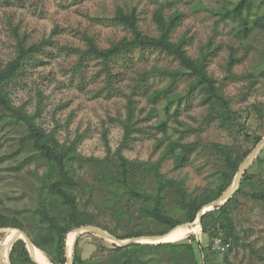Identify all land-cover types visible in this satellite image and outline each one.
I'll return each instance as SVG.
<instances>
[{
  "label": "rangeland",
  "instance_id": "1",
  "mask_svg": "<svg viewBox=\"0 0 264 264\" xmlns=\"http://www.w3.org/2000/svg\"><path fill=\"white\" fill-rule=\"evenodd\" d=\"M237 1L0 0V69L15 57V29L19 36L25 35L26 44L45 41L44 50L23 63L20 74L5 84V91L14 107L27 114L35 113L36 124L46 132H53L60 144L68 147L76 141L68 162L74 180L71 191L80 211L91 218L95 227L118 236L132 230L154 233L161 228L144 211L152 208L153 202L131 194V190L139 194L155 193L153 176L147 177L141 166L126 185L116 182L113 164L105 167L102 162L107 156L104 138L113 163L114 153L123 144L122 155L128 161L145 165L161 159L160 174L176 183L184 180L185 191L193 197L213 193L221 180L225 164L214 145L231 148L235 157L252 151L259 144H255L257 137L264 138V28L255 26L258 20L264 24V0H253L246 37L239 32L237 18L222 20L219 16L224 6L230 7V3ZM160 6L165 17L176 12L182 15L172 41L185 38V49L192 59L209 46L207 74L232 112L224 123L218 104L203 102L198 89L189 90L193 78L186 73L173 82L167 99L148 102L138 89L140 75L151 74L146 91L150 93L169 84L168 77L158 75L159 71L181 70L179 63L164 52L132 48L109 63V75L99 59L81 57L86 49L84 36L92 37L99 48L131 37L124 26L111 20L118 8L126 12L134 10L139 30L157 36L153 13ZM230 57L236 60L231 68ZM130 97L135 101L132 118L135 131L125 141L124 123ZM171 98L174 101L165 111V103ZM159 121L167 125L166 136L156 129ZM245 134L253 139H247ZM26 135L25 124L0 109V213L21 222L25 234L35 235L39 229L38 219L33 217L37 207L48 208L57 219L56 215L65 210L49 194L50 181L57 178V171L50 170V164L32 149ZM157 140L163 142L155 149ZM168 143H195L184 167L175 168L173 156L162 157ZM246 171L250 179L242 190L264 194V148ZM235 200L229 206L238 242L230 251L208 252L218 233L213 226L211 237L202 233L198 225H179L149 241L180 243L193 238L208 253L206 264H264V201L241 194H236ZM162 204L167 216L183 218L179 195L170 186L164 191ZM14 230L18 229L0 230V259L16 234ZM79 238L77 253L85 264H123L133 255L150 264H172L162 250L150 247L156 242L148 243L146 238L121 251L112 249V240L93 233H83ZM73 242L74 239L67 241L69 254ZM194 253L199 264H204L197 245ZM9 260L7 254L3 264H12L10 255Z\"/></svg>",
  "mask_w": 264,
  "mask_h": 264
},
{
  "label": "trees",
  "instance_id": "2",
  "mask_svg": "<svg viewBox=\"0 0 264 264\" xmlns=\"http://www.w3.org/2000/svg\"><path fill=\"white\" fill-rule=\"evenodd\" d=\"M253 3V0H238L235 3H230V7H223V11L219 13V16L222 20H226L227 18H237L240 25L239 32L243 37H246L249 33L247 17L251 12ZM181 19L182 15L177 12L165 17L163 7H158L153 13V21L157 26L158 34L157 36L152 37L142 33L139 30L137 25L138 19L134 10L126 12L123 9L118 8L111 20L114 23L124 26L131 33V37L122 38L108 48H99L94 43L92 37L84 36V40L86 41V49L81 52V57H94L99 59L103 63V69L106 71V74L109 75V63L119 55L125 54L132 48L156 49L164 52L165 54L173 57L179 63L181 70L159 71L158 75L168 77L169 84L163 89L155 90L150 93H147L146 91L147 79L149 76H151V74L143 73L140 75L138 89L145 94L148 102L154 103L162 97L167 99L166 94L173 82H175V80L181 74L186 73L193 78L189 84V90L191 91L198 89L202 94L203 102H215V104H218L221 107L220 119L222 123H224L228 115H230L232 112L230 111L226 100L219 94L218 88L214 84V80L207 74L206 62L210 53L209 46L207 45L206 51L202 52L198 58L192 59L186 52L185 38H181L176 42L172 41V35L179 26ZM255 26L264 28V24L261 22V20L255 22ZM14 35L16 38L15 57L9 61L3 69H0V109L11 113L15 119L25 124L27 128L26 139L31 144L32 149L44 161L50 164V170L55 169L57 171V178L50 181L49 194L52 198H56L59 201L60 206L65 210L63 214L56 215L59 217V219H57L55 216H53V212L40 205L34 210L33 214V217L38 219L39 229L35 232V235L31 233L26 234L35 247L33 249L32 258L38 264H65L67 255L69 254L67 241H72L75 237V232L73 230L82 226H94L91 218L87 214L80 211L77 201L74 198V194L71 191L74 185V180L71 176L68 162L72 159V154L75 151L76 141L72 142L68 147L60 144L55 138L53 132H46L43 130V128H41V126L36 124L35 113L27 114L23 112L22 108H16L11 104L10 98L4 88L5 84L15 79L20 74L22 65L26 60L34 58V55L37 52L44 50L43 45L45 43V41H41L33 44H26L25 35L19 36L16 29L14 30ZM235 62L236 60L233 57H230L228 62L229 68H231ZM180 97L183 98V96H179V98ZM173 101V98L166 101L163 109L167 111V105H170ZM134 103L135 101L131 97L127 101L126 119L124 123L125 141L130 136V134L135 131L132 122ZM151 111L154 110L152 109ZM156 129L157 131L162 132L164 134L163 136H166L167 125L165 122H157ZM245 137L247 139H253L252 136L248 134H245ZM104 140L107 156L102 160V162L105 164V167L113 164V167H115L117 172V178H115L116 182L126 185L127 180L133 178L141 166H143L142 170L145 175L147 177L153 176L155 180V193L148 194L145 192L144 194H139L138 192L131 190V194L134 197H142V199L145 201L153 202L152 208H145L144 211L148 217L160 224L161 228L154 233H145L139 230H132L121 236L112 234L110 232L111 235L121 241L144 236H164L169 233V231L181 224H189L194 222L198 211L204 205L216 200L230 188L241 164L251 151L247 150L243 154H237L235 157H233L231 155V148L214 145L213 147L221 152L224 159L225 170L222 172L221 180L217 187L213 189V193L205 192L193 197L187 194L185 191L183 187L184 180H180L178 183H176L173 180L165 179L160 174L159 167L161 159L156 161L154 164L145 165L128 161L122 155L123 144L114 153V158L116 161L113 163L111 160H109L111 149L105 138ZM260 140L261 138L257 137L255 139V144L260 142ZM162 142V140H157L155 149L160 148L162 146ZM195 146V143H168L165 145L162 151V157L173 156L174 167L179 169L185 166L187 163V155L189 151H191ZM177 149L179 150L178 153H176ZM257 160H259V157H257ZM249 179L250 178L247 175V171H245L240 180V186L235 194L224 204L207 212L201 220L202 233L211 237L214 234L211 233L210 227L213 226L214 230L217 228L216 231L218 233L216 236L221 235V238L224 242L230 243V248L228 249L229 251L232 249L233 244H237L238 242V235L231 217V208L229 206L230 204L234 205L236 201L235 195H247L254 200L264 201V194L248 193L242 190V185L247 183ZM167 186H170L171 189H173L179 195L180 204L183 209V218L181 220L167 216L164 211L162 200ZM1 229H18L24 231L21 222H19L17 219L7 218L0 213V230ZM79 239L80 238H78L77 243ZM147 240L148 243L159 242L160 244L151 245L150 247L154 250H162L165 258L169 259L172 264H181V262L185 261L186 264H199L194 253V245L198 246L199 251L202 254L204 264L209 261L208 257H206L208 253H205V248L193 238H188L187 242L180 243H162L160 241L152 242L149 241V239ZM77 243L74 249L72 264H85L81 260L80 255L77 253ZM111 247L115 251H121L125 249V247H119L115 244H111ZM7 252L5 253V256L7 255ZM208 252L213 254L211 251V244L208 248ZM10 259L12 264H15V262H19L21 264H33L30 254L28 253L26 245L22 239H18L13 244L10 252ZM123 264H150V262L139 260L133 255L130 257L129 261H126Z\"/></svg>",
  "mask_w": 264,
  "mask_h": 264
},
{
  "label": "water",
  "instance_id": "3",
  "mask_svg": "<svg viewBox=\"0 0 264 264\" xmlns=\"http://www.w3.org/2000/svg\"><path fill=\"white\" fill-rule=\"evenodd\" d=\"M264 148V138H262V140L259 142V144L250 152V154L244 159L243 163L241 164L238 172L236 173L233 183L231 185V187L224 193L222 194L219 198H217L216 200L204 205L197 213V217L194 220V222L189 223V224H183L180 226H194V225H198L199 228L201 229V220L202 217L209 211L215 209L216 207L224 204L229 198H231L235 192L238 190V186L240 183V180L243 176V174L245 173L249 163L259 154V152ZM205 208V209H203ZM176 228V227H175ZM174 228V229H175ZM172 229V230H174ZM171 230V231H172ZM169 231V232H171ZM75 237H74V242L72 245V249H71V253L69 256H67V260L65 264H72L73 262V254H74V246L79 238V236L83 233H93L96 235H99L101 237H104L106 239H110L114 242L115 245L119 246V247H125L127 245H130L132 243H136L137 240L141 239V238H146V239H150V240H154L157 238H160L161 236H144V237H140V238H132V239H128V240H118L117 238H115L113 235L109 234L108 232L102 230L101 228L95 227V226H82L80 228L75 229ZM17 234L18 236H16L15 238H13L10 243H9V252H8V262H10L9 260V255L11 252V248L13 246V244L15 243V241H17L18 239H22L23 242L26 245V248L28 250V253L30 254L31 260L33 263H36L32 256H33V249L35 248L30 240V238L21 230H17ZM156 244H160L159 242ZM0 264H3V262L0 259ZM10 264V263H9ZM37 264V263H36Z\"/></svg>",
  "mask_w": 264,
  "mask_h": 264
},
{
  "label": "built area",
  "instance_id": "4",
  "mask_svg": "<svg viewBox=\"0 0 264 264\" xmlns=\"http://www.w3.org/2000/svg\"><path fill=\"white\" fill-rule=\"evenodd\" d=\"M230 248L229 242H224L221 236H217L213 239L211 250L216 253H225Z\"/></svg>",
  "mask_w": 264,
  "mask_h": 264
},
{
  "label": "bare ground",
  "instance_id": "5",
  "mask_svg": "<svg viewBox=\"0 0 264 264\" xmlns=\"http://www.w3.org/2000/svg\"><path fill=\"white\" fill-rule=\"evenodd\" d=\"M17 236V232H16V234L13 236V238H15ZM12 238V239H13ZM9 248H10V246H9ZM9 248H8V252H9ZM8 252H7V254H8ZM70 254H68L67 256H69ZM7 256V255H6ZM6 256H4V257H1V261H3L4 260V258L6 257Z\"/></svg>",
  "mask_w": 264,
  "mask_h": 264
}]
</instances>
